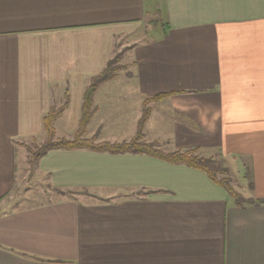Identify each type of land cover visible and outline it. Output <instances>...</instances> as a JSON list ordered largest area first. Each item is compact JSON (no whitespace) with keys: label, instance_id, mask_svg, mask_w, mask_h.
<instances>
[{"label":"crops","instance_id":"1","mask_svg":"<svg viewBox=\"0 0 264 264\" xmlns=\"http://www.w3.org/2000/svg\"><path fill=\"white\" fill-rule=\"evenodd\" d=\"M144 22L159 35L98 87L85 136L130 140L149 99L143 139L218 156L252 202L182 163L78 148L34 166L74 194L2 208L43 115L66 94L71 139L90 78ZM0 202V264H264V0H0Z\"/></svg>","mask_w":264,"mask_h":264},{"label":"trees","instance_id":"2","mask_svg":"<svg viewBox=\"0 0 264 264\" xmlns=\"http://www.w3.org/2000/svg\"><path fill=\"white\" fill-rule=\"evenodd\" d=\"M116 59L110 58L99 73L93 75L83 92L81 105V113L78 122V127L71 139L56 137L54 122L60 116L61 112L67 107L68 96L65 94L64 101L60 106H51L46 114L42 117L43 130L45 132V140L41 146L30 152L31 161L36 163L38 159L44 156L52 149H78L84 148L98 152L108 153H144L170 163H182L193 168L199 169L206 173L208 178L214 183L221 185L233 197L237 204L252 202L251 199L242 198L236 191L232 189L230 177L225 176L228 173L227 167H213V160L210 157H205L198 154L196 149L163 151L159 148L157 142H145L143 140V125L149 115V108L146 106V99L143 105V112L138 122L137 132L129 141L108 142L96 141L95 137H85L86 127L94 115L93 96L98 87L112 78L117 73L119 66L115 64ZM168 94H159L152 99H160ZM218 174L223 176L218 178Z\"/></svg>","mask_w":264,"mask_h":264},{"label":"rangeland","instance_id":"3","mask_svg":"<svg viewBox=\"0 0 264 264\" xmlns=\"http://www.w3.org/2000/svg\"><path fill=\"white\" fill-rule=\"evenodd\" d=\"M152 22V21H151ZM151 22H144L136 27H134L132 30L129 31V33L126 36L119 35L116 41V49L114 52H112L111 58H115V64L119 66V69L117 70V73H124L128 72L130 74L131 72V67L132 64H130V61L128 60L127 56V50L130 47L131 42L133 41H140L143 39H148V37H157L161 31V26L157 25ZM145 30L149 32V36H145ZM131 32L133 34H131ZM138 33V34H137ZM144 33V34H143ZM142 35V36H141ZM116 73V74H117ZM67 138L72 135V132L64 131L60 132ZM85 136V135H84ZM73 137V136H72ZM86 137V136H85ZM94 137V136H92ZM61 138V137H60ZM66 138V139H67ZM90 138V137H87ZM96 138V137H95ZM133 138V137H132ZM131 138V139H132ZM130 139V140H131ZM45 138L43 139L42 142H38V139H32V140H26L23 145V150L28 152L27 157V166L25 172L23 174H19V177L16 179L14 182V186L10 190L9 194H6L5 196L2 197L5 199H11L12 201L9 202L8 204L3 205L2 208L4 207H9L10 205H23V204H29V203H35V202H40V201H46L48 199L57 197L58 195H72L74 194L72 191H67V190H52L50 185L48 184V180L45 179L43 176H38L35 174V169H34V162L31 161L32 156L30 155V152H33L35 149H37L39 146L42 145L44 142ZM145 142V139H143ZM96 141H98L96 139ZM129 141V140H128ZM160 142H157L159 145V148L166 151L165 149H168L167 147L164 146V144H159ZM168 152V151H166ZM213 160V167H224L227 166L229 167V173H227L225 176H229L231 178V186L234 191H236L240 196H242L241 192V181L239 178L234 175V171L231 170L230 165L231 164H226V162L220 161V158L218 156H211ZM233 171V172H232ZM218 178L223 176V174H218ZM53 196V197H52ZM243 198V197H242ZM0 204H2L0 202Z\"/></svg>","mask_w":264,"mask_h":264}]
</instances>
